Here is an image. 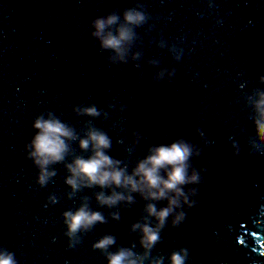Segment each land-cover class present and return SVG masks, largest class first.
Wrapping results in <instances>:
<instances>
[{
    "label": "water",
    "instance_id": "1",
    "mask_svg": "<svg viewBox=\"0 0 264 264\" xmlns=\"http://www.w3.org/2000/svg\"><path fill=\"white\" fill-rule=\"evenodd\" d=\"M137 3L153 17L137 29L140 69L131 62L111 66L91 38V22ZM149 25L154 27L146 34ZM161 38L182 49L179 61L157 46ZM151 59L159 66L150 67ZM159 68L176 69L171 84L151 82ZM260 76L264 0H0V248L15 253L19 264H108L92 244L111 234L118 246L136 242L142 251L138 237L129 234L144 206L139 197L121 211L120 223L97 225L69 249L65 211L78 208L83 196L92 198L94 210L106 216L109 210L96 207L93 190L69 200L62 164L41 188L38 169L27 159L37 116L52 112L81 131L90 118L74 108L95 105L108 117L92 123L111 137L109 155L126 160L129 171L154 144L182 137L203 150L192 160L197 170L206 168L201 203L187 210L179 228L169 221L152 256L163 255L168 264L173 250L186 247L187 264H264V155H248L255 129L245 101L254 89H264ZM133 130L143 138L129 155ZM72 147L80 154L78 143ZM53 194L59 202L46 206Z\"/></svg>",
    "mask_w": 264,
    "mask_h": 264
},
{
    "label": "clouds",
    "instance_id": "2",
    "mask_svg": "<svg viewBox=\"0 0 264 264\" xmlns=\"http://www.w3.org/2000/svg\"><path fill=\"white\" fill-rule=\"evenodd\" d=\"M152 19L141 3L124 9L122 14L113 9L92 20L90 35L98 42L99 51L108 54L105 59L109 65L126 66L131 62L140 69L139 61L143 53L137 50V45L142 47L137 29L148 25ZM153 27L149 25L146 34ZM157 46L160 49L168 48L173 58L180 60L182 49L175 45L168 47L162 38ZM146 63L150 67H158L160 61L151 59ZM175 75V68H159L152 73L151 82L154 85L171 84ZM259 83L264 84V76L259 77ZM245 101L251 109L249 119L255 129V135L248 137V155H264V89H254ZM108 107L114 105L108 104ZM124 109L125 106L121 105L120 111ZM74 112L77 116L90 118L81 131L52 112L42 113L35 119L32 125L34 135L26 145L27 159L38 169L36 182L41 188L57 175L54 166L62 164L67 172L65 184L71 190L67 194L69 200L86 189L93 190L96 207L109 210L107 216L94 210L92 198L83 196L78 208L65 211L62 216L69 249L75 250L82 243L83 236L92 232L97 225L108 224L109 219L120 223L121 211L132 209L138 203L136 197H139L144 206L138 219L130 224L129 234L138 237L142 251L137 250L136 242H132L130 247L118 246L117 238L111 234L101 236L92 244V248L104 255L108 264H165V257L152 256V251L161 242V233L169 226V221L172 229L179 228L187 218V210L201 203L197 197L206 168L197 170L192 160L199 158L203 150L182 137L170 144H154L129 171L126 160L109 155L112 150L111 137L92 123L102 115L107 119L108 114L98 110L95 105H81L74 108ZM196 131L203 139L200 129ZM131 135L134 139L127 149L129 155L143 138L136 130ZM74 143H78L80 154L72 147ZM232 147L234 155L239 156L238 144L233 143ZM58 202V197L53 194L48 197L46 206ZM114 246L116 250L112 251ZM189 259L188 248L175 249L168 258V264H187ZM0 264H19V261L15 253L0 248Z\"/></svg>",
    "mask_w": 264,
    "mask_h": 264
}]
</instances>
